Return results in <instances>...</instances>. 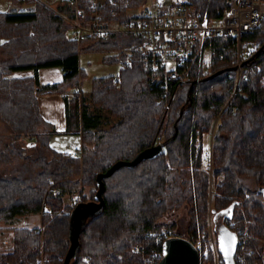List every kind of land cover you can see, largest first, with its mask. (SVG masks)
<instances>
[{
  "label": "trees",
  "instance_id": "trees-1",
  "mask_svg": "<svg viewBox=\"0 0 264 264\" xmlns=\"http://www.w3.org/2000/svg\"><path fill=\"white\" fill-rule=\"evenodd\" d=\"M14 1L32 6L0 10V121L9 128L8 134H0V221L41 211V226L13 227V245L0 252V264H62L72 208L78 201L93 199L97 173L116 160L131 159L158 140L163 143L162 153L133 167L120 166L103 178V207L87 218L68 264L151 260L150 253L161 254L167 238L156 239L163 225L159 218L183 203L189 206L188 236L204 230L209 214L214 223L220 219L219 229L235 234L246 222L252 235L246 247L253 249L246 255L248 264H264L260 241L264 239V18L247 35L259 47L245 62V78L239 80L229 101L236 71L230 68L235 50L227 36L206 39L211 50L209 69L194 68L190 81L172 85L167 93L151 80L153 72L137 63L120 68L117 79L114 75L93 77L89 94L93 109L77 95L65 101L66 132L81 136L80 154L74 155L50 146L49 139L56 132L40 114L37 96L64 93L80 85L77 42L68 35V23L45 4ZM189 2L197 10L220 16L231 0ZM100 11L102 20L114 17L108 2ZM134 39L111 33L81 43L84 50L103 52ZM105 57L117 63L116 57ZM50 66L62 69V79L40 83L38 69ZM19 70L33 74L12 75ZM103 112L116 119L108 128L101 127ZM212 127L209 171L201 167L193 140ZM211 178L214 194L210 201ZM85 186H91L89 196L82 192ZM75 191L80 199L65 204L63 195ZM83 256L88 258L83 260ZM234 262L238 264L235 253Z\"/></svg>",
  "mask_w": 264,
  "mask_h": 264
},
{
  "label": "built area",
  "instance_id": "built-area-1",
  "mask_svg": "<svg viewBox=\"0 0 264 264\" xmlns=\"http://www.w3.org/2000/svg\"><path fill=\"white\" fill-rule=\"evenodd\" d=\"M3 1L7 3L9 0ZM37 1L68 23V35L77 44L87 38H102L111 33L135 38L123 46L103 52L106 56L116 57L120 68L137 63L142 69L150 70L154 74L151 79L159 83L165 93L172 85L190 81L194 68L209 69L211 50L210 45L205 44L206 39L231 37L235 50L236 80L228 101L239 80L245 78V62L259 47L258 41L247 38V35L264 18V0H231L220 16L195 9L189 0ZM104 2L110 5L112 19H101L100 7ZM79 154L80 150L74 152V155ZM161 254L152 251V259L145 264H157Z\"/></svg>",
  "mask_w": 264,
  "mask_h": 264
},
{
  "label": "rangeland",
  "instance_id": "rangeland-1",
  "mask_svg": "<svg viewBox=\"0 0 264 264\" xmlns=\"http://www.w3.org/2000/svg\"><path fill=\"white\" fill-rule=\"evenodd\" d=\"M37 1V0H36ZM52 5V4H51ZM55 6H58V3H54ZM32 6L31 3L23 2L21 4H18L14 0H9L6 3V7H1L0 10H10V9H26L30 8ZM77 50L79 51V65L82 68V75L80 76L81 83H77V86L67 89L66 92H68L69 97L72 96H78L79 98L83 97L85 103L89 106L90 109H93L94 106L90 102V90H91V80L93 77H100V76H106V75H114V79L118 78V73L120 70V67L116 63L107 62L104 58H106L105 53L102 51H93V50H84L82 49L83 44H76ZM2 53L0 50V58H2ZM211 56V51H210ZM13 75V74H12ZM14 76V75H13ZM152 80V79H151ZM64 92V93H66ZM74 93V94H73ZM165 106H168L167 103H165ZM104 118L101 124V127L108 128L110 127L114 122L115 118L112 116H107V113L103 112ZM213 130L214 127L210 131L203 132L200 135H197L195 139L193 140L194 149L196 153L200 154L201 158V167L204 169L211 170V144H212V136H213ZM9 128L4 124V122L0 121V134H8ZM78 139V136L76 134H53L51 135L49 139V144L51 147H53L57 151L62 152H70V154H74V147L76 145L75 141ZM159 143V140H158ZM77 144L79 142L77 141ZM73 147V148H72ZM90 187L85 186L82 188V192L89 196L88 190ZM214 194L213 190V180L210 179L209 183V200H212V196ZM81 197L80 193L78 191H75L70 194L63 195V201L65 204L71 205L75 201L79 200ZM189 206L186 203H183L182 205L175 207L171 210H168L166 213H164L160 218L159 222L163 225L161 226V230L159 231V234H156V239L159 240V238L162 237H169V236H181L190 239L194 245L199 250V256L200 260L204 258L205 261L199 264H222V260L219 257L218 253V246H217V234L218 229L221 226L220 219L214 223L212 221L211 214L207 217V226L204 227V230H198V233L195 237H190L187 234L188 224H189V213H188ZM41 214V211L33 212L32 218H30L27 222V226H21L24 225L23 223L26 221L25 218L22 216L17 215L13 218L12 221H2L0 223V231L3 230H10V233H4L5 237H1V241H12L13 245V227H27V228H40L41 226V218L39 222V215ZM27 219V218H26ZM174 224L173 228H167L165 225ZM238 235V243L237 248L235 251V260L238 264H248V260L246 258L247 254L253 253V249L247 248V242L250 238H252V235L248 232L246 227V222L244 224L243 228H238L236 230ZM241 240V241H240ZM260 241L264 244V239L260 238ZM2 249L0 252H6L11 249ZM263 254V260H264V252ZM209 256H212L213 259H208ZM83 260H86L87 258H84ZM150 257V256H148ZM145 260L143 261L145 264L148 260V258L143 257Z\"/></svg>",
  "mask_w": 264,
  "mask_h": 264
},
{
  "label": "water",
  "instance_id": "water-1",
  "mask_svg": "<svg viewBox=\"0 0 264 264\" xmlns=\"http://www.w3.org/2000/svg\"><path fill=\"white\" fill-rule=\"evenodd\" d=\"M230 68L235 69L236 66L233 65ZM222 70L216 71L208 77H211ZM162 152L163 143L157 142L151 146L141 149L131 159L116 160L104 171L97 173V189L94 193L93 199L87 201H78L72 208L69 222V244L65 252L62 264H68L71 257L75 255L79 243V233L84 226L87 218L100 212L103 207V178L109 176L120 166L133 167L139 161L143 159L153 158L154 156ZM217 240L218 250L222 255L224 264H235L234 253L238 243L237 235L227 229L220 228L217 234ZM199 260V250L190 239L181 236H169L165 238L162 243V255L157 264H199Z\"/></svg>",
  "mask_w": 264,
  "mask_h": 264
},
{
  "label": "crops",
  "instance_id": "crops-1",
  "mask_svg": "<svg viewBox=\"0 0 264 264\" xmlns=\"http://www.w3.org/2000/svg\"><path fill=\"white\" fill-rule=\"evenodd\" d=\"M1 7H6V2L0 0V9ZM38 79L42 84L53 83L60 81L63 77V71L58 66H50V67H42L38 69ZM14 76L23 77V76H31L33 74L32 70H19L14 71L12 73ZM66 98H69L68 92L66 93H53V94H41L37 96V104L38 109L42 117L52 124L55 129V134H76L78 139L75 141L76 145L74 147V152L80 150L81 147V136L79 133H68L66 132L65 126V101ZM54 134V135H55ZM77 141L79 144H77ZM72 147V148H73ZM67 152V151H66ZM70 153V152H67ZM18 216H22L25 218L24 225L27 226V222L33 216V212L18 214ZM14 217V218H17ZM27 218V219H26ZM41 214L39 215L40 222ZM2 223V221H0ZM4 233H10V230L0 231V250L7 249L12 246V241H1V237H5Z\"/></svg>",
  "mask_w": 264,
  "mask_h": 264
},
{
  "label": "flooded vegetation",
  "instance_id": "flooded-vegetation-1",
  "mask_svg": "<svg viewBox=\"0 0 264 264\" xmlns=\"http://www.w3.org/2000/svg\"><path fill=\"white\" fill-rule=\"evenodd\" d=\"M217 244H218V240H217Z\"/></svg>",
  "mask_w": 264,
  "mask_h": 264
}]
</instances>
